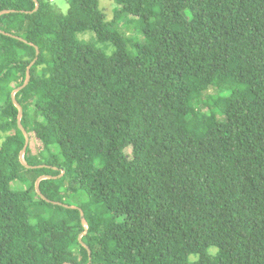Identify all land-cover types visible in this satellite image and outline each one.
I'll list each match as a JSON object with an SVG mask.
<instances>
[{
	"label": "trees",
	"instance_id": "obj_1",
	"mask_svg": "<svg viewBox=\"0 0 264 264\" xmlns=\"http://www.w3.org/2000/svg\"><path fill=\"white\" fill-rule=\"evenodd\" d=\"M36 1L0 0V264H264V0Z\"/></svg>",
	"mask_w": 264,
	"mask_h": 264
},
{
	"label": "rangeland",
	"instance_id": "obj_2",
	"mask_svg": "<svg viewBox=\"0 0 264 264\" xmlns=\"http://www.w3.org/2000/svg\"><path fill=\"white\" fill-rule=\"evenodd\" d=\"M53 4L56 6L57 9H59V11H61L63 14H65L67 12L68 9V4L66 2V0H54ZM99 8L100 10L104 13L105 16V21H110L113 18V12L116 8V5L114 3V0H99ZM118 30L120 32H123L125 34V38L128 37H133L134 34L130 33L129 31H127V29H123L121 27V25L118 26ZM139 41H142V38H138ZM214 72L217 73L218 72V67L215 66L214 68ZM40 105L39 101H36L33 104V110H32V115L33 116H37V107ZM29 136V144L28 147L31 151L32 154H37L41 149H42V145L40 143L39 140L36 139V137L34 136V134L32 132L28 133ZM242 153V152H241ZM69 202L73 205L71 207H75L76 205L79 204V200L77 199H69ZM43 210L41 208H35L31 210V213L34 216H39L42 215ZM124 214V213H123ZM127 220H137L138 216L137 215H130V214H124ZM195 256H191L190 259H195Z\"/></svg>",
	"mask_w": 264,
	"mask_h": 264
},
{
	"label": "water",
	"instance_id": "obj_3",
	"mask_svg": "<svg viewBox=\"0 0 264 264\" xmlns=\"http://www.w3.org/2000/svg\"><path fill=\"white\" fill-rule=\"evenodd\" d=\"M34 1H35V9H34V11H37V9H38V7H39V4H38V2H37L36 0H34ZM3 13H6V11L0 13V15L3 14ZM35 54H36V57H35L34 61H32V62L29 64V66L27 67V69H26V77H25V81H24L23 85L20 86V87H18V88H16V89H14L13 92L11 93V98H12V100H13V103H14V105H15V106L17 107V109H18V120H17V123H18V126H19L20 130L22 131V133H23V135H24V137H25L24 147H23V149H22V151L20 152V155H19V160H20V162H21L22 164H24V165H25V163H24V160H23V155H24V153H25V151H26V149H27V147H28V144H29V136H28V133L26 132V130L22 127V124H21L22 109H21V107L19 106V104L16 102V100L14 99V96H15V94H16L17 92H19L20 90H22V89L27 85V83L29 82V79H30V68H31L32 65L35 63V61H36V59H37V56H38V54H39V51H38L37 48L35 49ZM27 167H30V166H27ZM31 168H36V167H31ZM37 168H38V167H37ZM47 178H50V177H48V176H41V177H39V178L37 179V181L35 182V188H36V191H37V193H38L40 196H41V194H40V191H39V189H38V183H39L41 180H43V179H47ZM41 197H42L43 199H45L43 196H41ZM80 215H81V217H83V213H82V212L80 213ZM83 224H84V227L87 228V226H86V224H85L84 221H83ZM83 234H85V232H84ZM80 238H81V236H79V239H80ZM89 255H90V252H89Z\"/></svg>",
	"mask_w": 264,
	"mask_h": 264
},
{
	"label": "built area",
	"instance_id": "obj_4",
	"mask_svg": "<svg viewBox=\"0 0 264 264\" xmlns=\"http://www.w3.org/2000/svg\"><path fill=\"white\" fill-rule=\"evenodd\" d=\"M49 1H51V2H52V1H54V0H49Z\"/></svg>",
	"mask_w": 264,
	"mask_h": 264
}]
</instances>
